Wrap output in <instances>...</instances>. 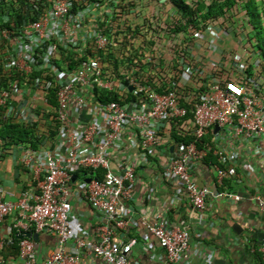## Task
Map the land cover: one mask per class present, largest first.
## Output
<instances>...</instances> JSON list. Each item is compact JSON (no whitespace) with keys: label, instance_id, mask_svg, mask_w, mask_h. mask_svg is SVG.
<instances>
[{"label":"built area","instance_id":"1","mask_svg":"<svg viewBox=\"0 0 264 264\" xmlns=\"http://www.w3.org/2000/svg\"><path fill=\"white\" fill-rule=\"evenodd\" d=\"M71 9V0H50L46 11L26 24L21 35L11 36L9 30H0V108L4 117L26 123L40 121L34 111L39 106L47 113L53 110L57 121L52 142H43L49 147L42 152L29 148L23 158L32 171L33 183L14 200L10 199L13 193L0 183V222L16 211L13 228L17 232L46 230L55 236L56 249L43 260L37 258L32 238H21L17 258L22 264H85L88 254L108 264H135L131 251L136 239L116 241L114 237L117 230L129 224L127 216L131 210L125 208L124 202L133 195L138 165L149 163L148 157L160 164L162 177L182 185L194 211H203L213 193L241 199L233 191L213 192L197 180L195 170L205 161L210 148L199 147L195 141L172 143L171 120L183 121L181 127L191 130L195 140L218 126V131L256 138L264 144V102L254 87L246 88L231 79H215L206 92L199 94L189 119L175 90L159 92L133 77L119 82L105 74L96 58L83 60L74 69L58 67L52 60L60 58L59 45L76 46L91 41L103 50L109 44L97 22L88 21L90 27H86V14H72ZM218 32L219 29L209 26L205 32L194 35H207L210 46L217 50ZM189 71L186 67L184 80L189 78ZM19 77L24 79L21 85ZM52 88H56L55 109L45 100ZM96 90L117 92L119 100L99 101L94 96ZM33 91L34 96L40 94L43 98L41 105L27 101V95ZM127 143L134 148L125 153ZM212 151L219 164L214 163L211 168L221 184L224 178L236 175L231 161L238 155L219 147ZM256 156L264 158V146ZM80 170L90 173L75 177ZM78 193L104 221L91 230L93 235H85L72 226L71 199ZM255 198L264 218V194ZM148 230L164 250V264H178L191 249L188 231L171 225L161 213H156ZM72 239L74 252L65 248ZM258 250L264 260V236Z\"/></svg>","mask_w":264,"mask_h":264},{"label":"trees","instance_id":"2","mask_svg":"<svg viewBox=\"0 0 264 264\" xmlns=\"http://www.w3.org/2000/svg\"><path fill=\"white\" fill-rule=\"evenodd\" d=\"M71 1L70 13L84 12L86 27H90L88 21L97 22L109 44L103 50L97 49L91 41L76 46L59 45L60 58L52 60L58 67L74 69L83 60L96 58L105 74L119 82L133 77L159 92L175 90L189 119L199 94L206 92L208 84L215 79H231L246 88L254 87L256 95L264 102V48L252 33L257 25L264 31V0ZM49 5L50 0H0V30H9L11 36L21 35L23 27L38 19ZM209 26L222 30L234 39V43L226 46L221 40L216 50L210 46L207 35L195 37V32H205ZM222 45H225L223 53L220 51ZM186 67L190 69L189 78L184 80L182 75ZM18 80L20 85L24 82L21 77ZM55 91L56 88H52L45 95L54 109L57 106ZM186 95L190 99H184ZM94 96L99 101L119 100L120 97L117 92L104 90H96ZM34 111L40 121L26 123L4 117L0 108V157L13 146L29 144V148L36 150L44 139L52 142L56 135V113L53 110L47 113L39 106ZM182 122H170L172 143L195 141L199 147L208 146L210 155L215 146V128L208 130L202 139L195 140L191 130H183ZM211 155H207L204 162ZM216 160L214 162L219 164L217 157ZM86 173L90 171H77L75 177ZM231 179L240 180L237 174L226 177L217 185V190L232 191ZM17 233L13 229L11 240L5 239L2 246L15 257L19 254Z\"/></svg>","mask_w":264,"mask_h":264},{"label":"crops","instance_id":"3","mask_svg":"<svg viewBox=\"0 0 264 264\" xmlns=\"http://www.w3.org/2000/svg\"><path fill=\"white\" fill-rule=\"evenodd\" d=\"M218 34L221 44L223 41L226 46L234 43V39L222 30ZM225 45L220 48L222 53ZM233 74L236 75V72ZM215 133L213 150L219 147L225 152L232 151L238 155L231 162L235 165L240 180L234 182L231 179V190L240 194L241 199L218 197L213 193L208 196L203 211H194L182 185L178 181L162 177L159 174L160 164L155 159L138 165L133 195L124 202L125 208L131 210L127 216L129 224L125 229L117 230L114 237L116 241L136 239L131 251V259L135 264L165 263L164 250L148 230V225L154 222L156 213H161L171 225L185 228L189 233L191 249L181 257L178 264H264L258 250L264 236V218L257 208L255 198L257 194H264V158L256 156L258 149L264 144L256 138L231 136L224 130ZM48 147L49 144L45 143L37 150L42 152ZM132 148L134 147L127 143L125 153ZM28 152L29 144H20L9 148L5 156L0 157V183L13 193L10 196L12 200L33 183L32 171L23 161ZM211 154L206 162L198 166L195 175L200 183L215 192L219 183L211 166L217 161V155L213 151ZM71 201L73 228L80 229L85 235H93L91 230L104 223L102 217L90 207L82 194L73 195ZM16 216L17 212L13 211L0 222V241L11 236ZM141 216L144 218L141 219ZM236 223L239 225L237 230L233 226ZM32 240L39 260L45 259L56 249L55 236L46 230L37 232V239ZM2 246L3 244L0 245V264H22ZM65 248L71 252L76 251L74 240H69ZM84 262L108 264L89 254Z\"/></svg>","mask_w":264,"mask_h":264},{"label":"rangeland","instance_id":"4","mask_svg":"<svg viewBox=\"0 0 264 264\" xmlns=\"http://www.w3.org/2000/svg\"><path fill=\"white\" fill-rule=\"evenodd\" d=\"M253 21L258 24L257 20L256 19H253ZM257 27V30L253 33V35L255 36L254 38L256 39V41H258L259 45L264 48V31L263 29H260L259 25L256 26ZM220 41L217 42V47L219 45ZM34 94V91L32 93H30L29 95H27V101H29V103L31 102H34L36 104H40L42 103L43 101V98L41 97L40 94H37L36 96L33 95ZM34 99V100H33Z\"/></svg>","mask_w":264,"mask_h":264},{"label":"water","instance_id":"5","mask_svg":"<svg viewBox=\"0 0 264 264\" xmlns=\"http://www.w3.org/2000/svg\"><path fill=\"white\" fill-rule=\"evenodd\" d=\"M129 89L131 90L132 88L129 87ZM218 130H219V127L215 126V132H217ZM172 149H173V147L170 146V150H172ZM233 226H234V228H236V230H237V227H239V225L237 223L234 224ZM25 237L37 239V233L30 231V230H23V231L18 232V234H17L18 239L25 238Z\"/></svg>","mask_w":264,"mask_h":264}]
</instances>
